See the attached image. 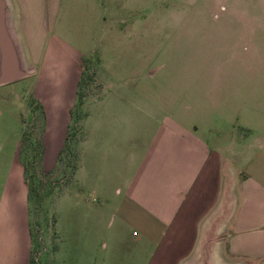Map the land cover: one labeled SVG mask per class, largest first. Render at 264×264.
Here are the masks:
<instances>
[{
	"label": "crops",
	"instance_id": "obj_1",
	"mask_svg": "<svg viewBox=\"0 0 264 264\" xmlns=\"http://www.w3.org/2000/svg\"><path fill=\"white\" fill-rule=\"evenodd\" d=\"M4 1L6 27L27 73L24 62L34 51L29 0ZM119 1L127 14L108 27L105 50L96 51L102 94L87 100L81 120L72 183L86 186L87 197L79 192L77 199L93 211L112 212V237L136 242L134 264H264V0ZM44 3L36 2L40 38L48 27ZM161 37L189 39L205 54L217 53L218 62L143 63L169 47ZM72 50L80 65L63 76L61 94L48 91L55 83L50 67L39 96L47 132H57L62 142L85 58ZM226 105L234 115H221ZM23 163L17 151L0 182V247L11 243L0 264H30Z\"/></svg>",
	"mask_w": 264,
	"mask_h": 264
},
{
	"label": "rangeland",
	"instance_id": "obj_2",
	"mask_svg": "<svg viewBox=\"0 0 264 264\" xmlns=\"http://www.w3.org/2000/svg\"><path fill=\"white\" fill-rule=\"evenodd\" d=\"M37 1L29 0L27 8L29 40L34 48L33 55L24 62L28 68L27 76L0 87V182L6 179L12 157L18 151L29 178L30 264H134V238L126 235L120 242L115 240L111 235L113 227L109 225L112 212L106 210L103 214L96 208L93 211L86 202L77 199L79 192L87 197L84 194L86 186L72 183L78 164V142L83 137L81 120L87 115L86 102L102 94V85L96 78L100 63L96 51L102 53L105 50L108 27L116 26L127 14V9L119 0H45L48 27L45 36L40 38L36 35L39 25ZM160 10V15H165V9ZM164 27L167 34L168 26ZM165 39L161 37L160 44L170 43L169 47L163 46L156 56L143 63L202 65L218 62L217 53L205 54L199 45H190L189 39ZM72 49L83 53L85 58L81 63L77 101L62 142L57 132H47L46 113L39 96L50 67L55 71L52 73L55 83L48 91L61 94V84L68 78L63 76L67 72L69 75L76 63L80 65ZM91 105L88 108H93ZM223 108L221 115H234L229 105ZM84 123L88 129V120ZM82 158L83 174L86 175L89 172L88 146L84 148ZM213 171L214 186L217 171ZM211 193L213 195L211 191L207 203L211 200ZM129 229L132 233L136 227ZM0 253L10 255L11 243ZM0 259L7 261L2 256Z\"/></svg>",
	"mask_w": 264,
	"mask_h": 264
},
{
	"label": "water",
	"instance_id": "obj_3",
	"mask_svg": "<svg viewBox=\"0 0 264 264\" xmlns=\"http://www.w3.org/2000/svg\"><path fill=\"white\" fill-rule=\"evenodd\" d=\"M5 1L0 0V82L8 83L23 78L26 73L20 68L19 59L5 22Z\"/></svg>",
	"mask_w": 264,
	"mask_h": 264
},
{
	"label": "trees",
	"instance_id": "obj_4",
	"mask_svg": "<svg viewBox=\"0 0 264 264\" xmlns=\"http://www.w3.org/2000/svg\"><path fill=\"white\" fill-rule=\"evenodd\" d=\"M25 165V164H24ZM27 172H28V169H27V167H26V165H25V175H26V179H27V181H28V177H27ZM28 183H29V181H28ZM31 187V186H30ZM31 263V262H30Z\"/></svg>",
	"mask_w": 264,
	"mask_h": 264
}]
</instances>
